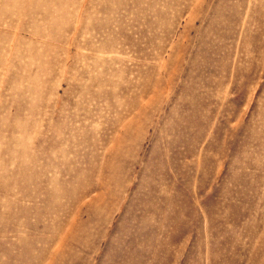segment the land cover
Here are the masks:
<instances>
[{
  "label": "rangeland",
  "instance_id": "374dc122",
  "mask_svg": "<svg viewBox=\"0 0 264 264\" xmlns=\"http://www.w3.org/2000/svg\"><path fill=\"white\" fill-rule=\"evenodd\" d=\"M0 264H264V0H0Z\"/></svg>",
  "mask_w": 264,
  "mask_h": 264
}]
</instances>
